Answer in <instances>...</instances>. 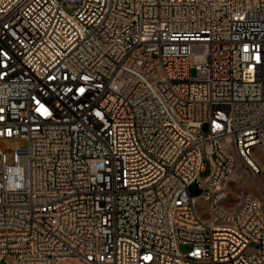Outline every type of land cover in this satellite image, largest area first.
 <instances>
[{
  "label": "built area",
  "instance_id": "2783aa9c",
  "mask_svg": "<svg viewBox=\"0 0 264 264\" xmlns=\"http://www.w3.org/2000/svg\"><path fill=\"white\" fill-rule=\"evenodd\" d=\"M261 157L264 0H0V264H264Z\"/></svg>",
  "mask_w": 264,
  "mask_h": 264
},
{
  "label": "rangeland",
  "instance_id": "374dc122",
  "mask_svg": "<svg viewBox=\"0 0 264 264\" xmlns=\"http://www.w3.org/2000/svg\"><path fill=\"white\" fill-rule=\"evenodd\" d=\"M192 76H196V72L195 70L192 71ZM22 145H25V141L19 138H13L10 140H5L1 142V146L4 149H18L20 148ZM260 164L262 166V169L264 170L263 166H264V157L260 158ZM211 173V169H210V164L206 161L205 162V171L203 173H201V178H206L210 175ZM261 179L264 181V174L262 175ZM228 189L237 192L238 190H242V189H246L254 194H256L259 197H262V195L258 192L257 190V181L251 177H245L242 180H235L232 181L228 184L227 186ZM191 193L196 196L199 194V190L197 188L196 185H193L191 187ZM2 264H5V262H3Z\"/></svg>",
  "mask_w": 264,
  "mask_h": 264
},
{
  "label": "bare ground",
  "instance_id": "6f19581e",
  "mask_svg": "<svg viewBox=\"0 0 264 264\" xmlns=\"http://www.w3.org/2000/svg\"><path fill=\"white\" fill-rule=\"evenodd\" d=\"M263 168H264V166H263Z\"/></svg>",
  "mask_w": 264,
  "mask_h": 264
}]
</instances>
